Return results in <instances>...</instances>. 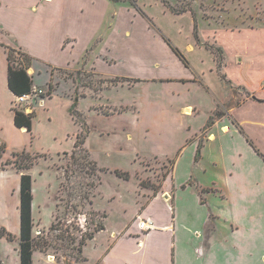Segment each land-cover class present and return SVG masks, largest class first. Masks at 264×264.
Wrapping results in <instances>:
<instances>
[{
    "label": "crops",
    "instance_id": "0c3cea01",
    "mask_svg": "<svg viewBox=\"0 0 264 264\" xmlns=\"http://www.w3.org/2000/svg\"><path fill=\"white\" fill-rule=\"evenodd\" d=\"M136 7L128 8L118 0H0V30L16 41L25 42L18 49L32 59L28 72L33 78L34 89L47 94L38 79L44 78L51 92L47 98L32 96L22 107L27 114L36 113V106L47 109L58 99L70 118L60 134L54 128L46 129L47 141L57 146L54 156L76 150L82 133L85 143L81 147H85L90 135L87 122L81 125L71 112L77 101L75 111L86 120L79 107L90 93L74 99L53 95L59 88L54 69H86L89 64L91 73L115 77L119 82L122 80V86L131 79H136L139 86L152 82L181 83L189 93L202 91L209 108L204 122L193 128L190 120L202 113V104L188 99L178 104L175 116L181 134L175 137V155L169 159L172 172L165 178L162 193H141L132 219L119 228H111L106 222L104 228L82 247L80 260L53 261L45 252L36 250L33 264L40 255H43L41 264H264V146L253 131L257 128L264 133V118L248 122L243 113L262 103L258 96L264 95V28L219 31L222 69L227 79L220 77L219 62L214 55L202 50L198 56L202 59L200 63L210 56L215 63L210 72H217L221 82L213 78L210 82L205 69L198 67L200 63L186 57L172 37L155 33ZM133 20H138L136 25ZM241 37L247 41L242 43ZM251 40L255 42L251 44ZM226 41L233 42L232 46L237 49L233 62L226 58L231 50ZM12 45L17 48L14 43ZM71 55L76 58L72 62L67 60L63 65L53 62L55 57L69 58ZM160 60L165 63L160 64ZM146 70L152 73V79L140 73ZM257 75L261 79L260 86L254 88L250 81ZM4 81L0 90L4 91L6 101L0 98V107L11 115L9 127L23 135L29 134L25 128L19 129L14 124L18 97L8 88V68ZM119 82L115 88L120 86ZM255 95L259 100L254 99ZM62 98L67 99L66 103ZM133 107L121 106L110 111L96 103L90 110L105 115V108L112 116L124 115L134 110ZM138 108L136 105V110ZM189 109L191 114H188ZM221 110L225 115L218 117ZM45 111L51 114V109ZM50 116L48 114L47 118L51 122L53 116ZM257 120L260 123H256ZM79 125L83 127L81 132ZM3 130H0V141L8 150L11 142ZM35 146H30L32 152H39ZM155 157L160 159L158 155ZM48 161L36 164L29 171L33 177L34 235L39 227L50 229L57 211V204L53 206L49 201L52 182L49 178L53 171ZM40 164L43 168L38 169ZM200 168L204 174L214 176H195V170ZM21 176L22 173L12 166L0 170V226L13 232L15 237L13 240L0 239V264H21ZM39 180L46 185V197H42V201L45 200L44 206L49 205L47 225L42 217L46 208L37 200ZM10 181L14 185H10ZM141 218L152 219L154 227L141 231L138 226ZM89 246L94 247V255L87 254Z\"/></svg>",
    "mask_w": 264,
    "mask_h": 264
},
{
    "label": "rangeland",
    "instance_id": "374dc122",
    "mask_svg": "<svg viewBox=\"0 0 264 264\" xmlns=\"http://www.w3.org/2000/svg\"><path fill=\"white\" fill-rule=\"evenodd\" d=\"M118 1L127 4L128 8L137 6V10L143 15L144 20L150 22L151 29L160 35L163 33L167 37H172L174 44L182 49L186 57L191 58L194 63L202 62V59L198 57L200 56L199 51L202 50L210 52L216 60L220 57L223 58L217 51L220 48L218 44L219 31H223V29L264 28V0ZM132 22L136 25L138 20ZM4 37H7L5 38L7 41L3 39ZM245 41L247 39L241 37V42ZM253 42L255 40H251V44ZM12 43L17 48L13 47ZM23 45H25L24 41H16L12 36L4 34L0 30V88L5 82L4 78L7 77L8 51L10 49L22 50L18 48ZM232 45L233 42L226 41V46L231 49L226 56L230 62H233V57L237 56V49ZM148 56L145 53L146 59L149 58ZM18 59L22 63V58ZM74 59H76L74 55L69 58L67 56L66 58L55 57L53 62L63 65L65 61L72 62ZM159 63L162 64L165 61L160 60ZM214 64L210 56V59L206 57V61L200 63L198 67L205 69L208 81L211 82V78H213L221 82L217 72H210V67L215 66ZM81 67L83 66L81 65ZM88 67L89 64L86 65V69L53 70L54 78L59 82V88L57 91L54 90L53 95L74 99L76 96L80 97L90 93L88 98L82 100L79 107L86 120L79 113L75 118L80 124L82 123L81 125L87 122L89 126L90 135L85 147L83 146L85 149L81 147L76 151L54 156L57 154V146L54 147L53 143L49 144L47 141L46 129L54 128L60 134L64 130L65 124L68 123L66 120L70 119L58 99L54 100L51 107L47 109L36 106L32 132L24 135L18 130L10 129L11 115L0 107V130L5 129L3 132H6L11 142L0 165L7 160H15L12 158V154L24 149L31 154L52 155L46 160L51 163L53 171V175L49 178L52 181L49 188V201L53 206L57 204L55 221L49 230L39 227L35 235L32 233V236L37 246H43L42 251H46L45 254L49 255L48 258L52 257L53 261L56 259L58 262L64 261V258L80 260L79 243H86L104 228L106 222V225L111 228H119L127 220L132 219V215L137 209V199L141 193L154 194L155 190L158 193L163 192L161 187L165 178H169L172 172L169 159L175 155V137H180L181 134V127L178 126L175 112L179 109L178 104L182 100L199 101L203 106L201 114L193 118V121L189 119L193 128L201 125L209 112L203 92L192 91L189 93L184 84L152 82L139 86L136 79H131L129 82H124L126 86H122V80L120 82L118 80L120 86L115 88L114 86L118 83L115 77L93 74L88 70ZM140 73H143L148 79L154 77L151 76L152 73L149 70ZM219 74H225L224 69H221ZM38 79L48 94L49 90L44 83L46 79ZM260 80V76L257 75L250 83L254 88H258ZM136 84L137 86H135ZM101 90H103L102 93ZM0 91V98L4 99V91ZM247 97L250 98L251 94ZM65 98H62L64 102L67 100ZM258 98L260 100L255 95L254 99L262 103L249 108L250 111H243L248 117V122H251L252 119L264 118V95L262 94ZM239 99L242 100L240 97ZM4 100L6 101V98ZM96 103L110 108V111L121 106H134L132 108L134 110H129L124 115L107 116L90 110V107ZM136 105H139L138 110H136ZM48 109H51V114L45 111ZM103 109V112L109 113L105 108ZM221 113L223 116L225 115L222 110ZM48 114L51 115L50 117L53 116L51 122L50 118H47ZM256 123H260V120H257ZM69 124L72 125L70 122ZM79 127L81 132L83 127L80 125ZM253 131L259 143L264 146V133L259 132L257 128H253ZM82 136H84L83 133ZM34 144L39 152L35 150L32 152L30 146ZM156 155L160 159L155 157ZM207 160L210 162L211 158ZM43 161L40 159L36 164ZM37 168L43 167L40 164L37 165ZM116 171L128 172L129 178L120 177ZM195 176L212 178L214 175L204 174L200 168L195 170ZM10 185H14V182L10 181ZM45 186L41 180L36 184L39 202L42 201V197H46ZM166 195L169 197V194ZM41 203L44 206L45 200L43 199ZM44 207L46 210L43 211L42 217L43 222L47 225L50 210H47L49 205ZM97 210L101 212H97ZM94 251V247L89 246L87 254L94 255ZM41 256L43 255L36 257V264H41Z\"/></svg>",
    "mask_w": 264,
    "mask_h": 264
},
{
    "label": "trees",
    "instance_id": "16d2710c",
    "mask_svg": "<svg viewBox=\"0 0 264 264\" xmlns=\"http://www.w3.org/2000/svg\"><path fill=\"white\" fill-rule=\"evenodd\" d=\"M218 52L221 53L222 50L217 49ZM178 54L179 51L176 50ZM19 55V57H17ZM220 57V56H219ZM218 57V58H219ZM8 88L16 97H22L25 95H33L34 91V81L32 76L29 74V69L32 65L31 57L23 53L22 50L10 49L8 51ZM18 58H22V63L19 62ZM219 62V71L222 69V57L218 59ZM223 80H226L227 77L225 74L220 75ZM118 81V80H117ZM52 87V85L50 86ZM51 92L49 91L47 96H50ZM45 97L44 94L41 95ZM77 107V101L73 104L71 108L72 115L77 117V112L75 111ZM14 124L17 128L22 129L25 128L27 132H32L33 122L36 117L35 112L26 113L25 108L22 106H16L14 109ZM105 115H109V113H105ZM223 115L222 113H218L217 116ZM85 143V139L79 138L76 142V149L81 148V145ZM83 149H85L82 146ZM76 151V150H75ZM88 151V150H87ZM258 153L261 154L259 150ZM7 153V146L5 144L0 147V162L2 161L4 155ZM89 153V151H88ZM90 154V153H89ZM12 158L15 160H7L6 162L1 163L0 170H4L9 166L15 168L18 172L22 173L21 176V185H20V219H21V232H20V257L21 264H33V253L36 250L42 251V247L40 245H36L34 243V238L32 236L34 229V221L32 215V203H33V177L29 173V171L38 163V160L48 159L46 155L39 154H31L26 150H22L20 152H14L12 154ZM174 163V161H172ZM117 172V171H116ZM120 177H124L126 179L129 178L128 173L117 172ZM158 191L155 190V193ZM94 235L90 238L92 239ZM6 238L8 240H13V235L9 233L5 228L0 226V239ZM79 247V252L82 253V247L85 243L81 244ZM42 252H46L45 250Z\"/></svg>",
    "mask_w": 264,
    "mask_h": 264
},
{
    "label": "built area",
    "instance_id": "2783aa9c",
    "mask_svg": "<svg viewBox=\"0 0 264 264\" xmlns=\"http://www.w3.org/2000/svg\"><path fill=\"white\" fill-rule=\"evenodd\" d=\"M263 91H264V84H263ZM33 94L35 95H42L43 92L42 91H37L36 89H34ZM33 95H25L22 97H18L16 100V106H23L25 105V103L32 97ZM25 108V107H24ZM2 142H0V147H2ZM138 226L139 229L141 231H149L154 227V222L152 219H140L138 222Z\"/></svg>",
    "mask_w": 264,
    "mask_h": 264
},
{
    "label": "bare ground",
    "instance_id": "6f19581e",
    "mask_svg": "<svg viewBox=\"0 0 264 264\" xmlns=\"http://www.w3.org/2000/svg\"><path fill=\"white\" fill-rule=\"evenodd\" d=\"M188 114H191V110L189 109Z\"/></svg>",
    "mask_w": 264,
    "mask_h": 264
}]
</instances>
